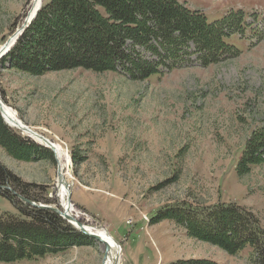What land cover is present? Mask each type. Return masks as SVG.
I'll return each instance as SVG.
<instances>
[{"label":"rangeland","instance_id":"374dc122","mask_svg":"<svg viewBox=\"0 0 264 264\" xmlns=\"http://www.w3.org/2000/svg\"><path fill=\"white\" fill-rule=\"evenodd\" d=\"M31 1L0 0V46L24 22ZM177 1L208 22L239 13L243 24H235L226 39L236 53L202 66L190 47L189 56L176 67L160 68L162 75L147 80L83 69L27 76L1 61L0 101L27 129L67 151L69 202L78 223L104 227L86 211L88 202L97 201L106 213L118 214L125 225L122 234L130 236L128 243H119L121 264H129L132 247L136 261L141 247L151 264L205 260L202 257L252 264L250 248L230 256L188 237L185 228L170 219L150 221L157 211L182 204L209 208L232 203L251 211L264 227V163L246 172L238 169L252 132L264 126V0ZM142 57L151 58L144 53ZM7 127L50 155L13 157L0 147V165L29 188L32 198L15 196V206L0 195V213L23 218L18 209L27 212V206L61 211L55 155ZM11 187L8 182L5 189ZM88 242L41 259L0 264H104L103 244Z\"/></svg>","mask_w":264,"mask_h":264},{"label":"trees","instance_id":"16d2710c","mask_svg":"<svg viewBox=\"0 0 264 264\" xmlns=\"http://www.w3.org/2000/svg\"><path fill=\"white\" fill-rule=\"evenodd\" d=\"M37 11L0 60L8 69L27 76L83 69L147 80L162 75L160 68L176 67L184 56H189L190 47L192 54L201 58L202 66L216 64L221 57L236 53L226 39L235 24H243L239 13L208 22L202 13L190 11L177 0H50ZM142 53L149 54L150 60L144 59ZM0 147L13 157L29 156L30 152L37 157L41 156L39 153H48L13 134L1 118ZM263 163L264 126L252 132L238 169L246 172L251 165ZM8 182L12 185L9 192L5 189ZM28 191L26 185L0 165V195L4 199L16 206L15 196L32 199ZM27 208V212L17 208L23 218L0 213V263L41 259L89 243V238L77 233L52 211ZM163 219L183 226L190 238L230 256L250 248L251 263L264 264V227L245 208L232 203L209 208L182 204L157 211L150 221ZM172 264L216 263L180 260Z\"/></svg>","mask_w":264,"mask_h":264},{"label":"bare ground","instance_id":"6f19581e","mask_svg":"<svg viewBox=\"0 0 264 264\" xmlns=\"http://www.w3.org/2000/svg\"><path fill=\"white\" fill-rule=\"evenodd\" d=\"M43 0H32L28 13L26 15V18L23 23H21V26L19 29L11 36L8 37L9 39L6 41L7 46L4 48L2 51H5L10 49L15 42L17 38L19 37V31L24 25H28V23L33 19L34 14L37 12L41 5H42ZM4 45V44H3ZM2 46H0V49H2ZM2 116L5 119V122L8 125L11 126L14 129L19 130L24 134L25 136L29 137L33 142L38 143L39 145L42 144L44 146L45 143L41 141V138L39 137L38 134L34 133L32 130L27 129L22 122L18 120L16 116H14V113H12L7 107L2 106ZM50 148L54 151V155L58 164V173L55 181V187H56V197L59 200V207L63 211L62 213L64 216H66V219L71 220V224L79 229V224L77 221L78 218V213L75 212L72 208V205H70L69 202V196H70V191H71V173H70V157L68 156V153L66 150L62 149L57 144H53L50 142ZM81 225V224H80ZM82 229L89 235L94 236L101 240L102 242L106 243L104 244L107 246L108 250L106 251V259L104 260V264H118L121 260L119 254H120V249L117 243L114 242V239L107 233L104 228H99V227H92L88 226L85 224H82ZM80 233V232H79ZM86 236V235H85Z\"/></svg>","mask_w":264,"mask_h":264},{"label":"crops","instance_id":"0c3cea01","mask_svg":"<svg viewBox=\"0 0 264 264\" xmlns=\"http://www.w3.org/2000/svg\"><path fill=\"white\" fill-rule=\"evenodd\" d=\"M86 207V211L90 214L93 215V217H95V220L98 221L101 225H103L104 227H106V230L108 231V233L115 238L116 241H118V243H128L129 240V234L127 233L126 236H124L122 234V229L125 225H122L121 221L117 220L118 219V214L116 212H109L106 213L104 210V207L102 205H100L102 208L98 207V202L96 201L94 202H88L85 204ZM94 210V211H93ZM124 218V217H123ZM121 219V218H120ZM123 222V220H122ZM146 227V226H145ZM145 227L143 226V232L145 234ZM151 227V226H150ZM188 236V235H187ZM189 237V236H188ZM203 245H207L205 243H203ZM212 248H215L213 246H210ZM135 247H132V251L134 250ZM140 250L138 252V261H136L135 258L132 257V251L130 254V257L128 258L129 264H151L149 263V261L147 260V257L145 255V252L141 249V247H139ZM201 259H205V260H209L212 261L216 264H223L220 261H218L217 259L213 258V257H202ZM142 262V263H141ZM155 264H159L158 261Z\"/></svg>","mask_w":264,"mask_h":264},{"label":"water","instance_id":"95a60500","mask_svg":"<svg viewBox=\"0 0 264 264\" xmlns=\"http://www.w3.org/2000/svg\"><path fill=\"white\" fill-rule=\"evenodd\" d=\"M39 10V9H38ZM37 11V10H36ZM37 13V12H36ZM36 13L34 14V16H33V18L35 17V15H36ZM33 20V19H32ZM31 20V21H32ZM31 21L28 23V25L31 23ZM28 25H24L21 29H20V31H19V36L21 35V33L24 31V29H26L27 27H28ZM15 38H17V37H15ZM18 39V38H17ZM16 39V40H17ZM16 40H15V42H16ZM14 42V43H15ZM14 43H13V45H14ZM12 45V46H13ZM6 46H7V42H5L4 43V45H3V47H2V49H0V59L3 57V56H5L6 55V52H8V50H10V49H8V50H6L5 51V53H4V51H2L4 48H6ZM2 104H1V101H0V113H2ZM40 138H41V141H43L46 145H47V147L49 148V150H52L51 148H50V144L47 142V141H45V139L44 138H42L41 136H39ZM52 152H54L53 150H52ZM69 200V199H68ZM70 201V200H69ZM27 202V201H26ZM27 203H30V202H27ZM56 214H58V215H61V216H63L64 217V219H66V216H64V214L63 213H61L59 210H57V209H52ZM67 220V219H66ZM78 231L81 233V234H83V235H86V236H88V237H91V238H93V239H97L96 237H94V236H91V235H89V234H87L83 229H82V226L79 224V229H78ZM107 248V247H106Z\"/></svg>","mask_w":264,"mask_h":264},{"label":"built area","instance_id":"2783aa9c","mask_svg":"<svg viewBox=\"0 0 264 264\" xmlns=\"http://www.w3.org/2000/svg\"><path fill=\"white\" fill-rule=\"evenodd\" d=\"M83 216H85L84 214H82ZM86 217V216H85Z\"/></svg>","mask_w":264,"mask_h":264}]
</instances>
